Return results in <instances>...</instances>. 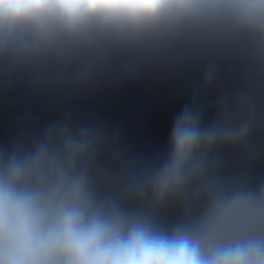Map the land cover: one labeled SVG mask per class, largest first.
<instances>
[{
    "label": "clouds",
    "instance_id": "clouds-1",
    "mask_svg": "<svg viewBox=\"0 0 264 264\" xmlns=\"http://www.w3.org/2000/svg\"><path fill=\"white\" fill-rule=\"evenodd\" d=\"M190 63L204 89L221 64L241 65L242 86L207 124L186 104L151 167H101L107 133L67 121L0 148V264H264V181L220 175V149L264 129V0H0L6 79L75 86ZM169 202L184 210L170 227L158 218Z\"/></svg>",
    "mask_w": 264,
    "mask_h": 264
},
{
    "label": "crops",
    "instance_id": "crops-1",
    "mask_svg": "<svg viewBox=\"0 0 264 264\" xmlns=\"http://www.w3.org/2000/svg\"><path fill=\"white\" fill-rule=\"evenodd\" d=\"M243 72L241 65L221 64L217 82L208 89L203 86L201 63L150 67L134 77L119 75V116L115 117L119 127L106 132L108 139L116 142L101 154V167L138 171L162 161L175 117L183 107L195 102L202 110L203 123H210L220 95L241 87ZM8 84L0 78L6 90ZM11 139L10 133L0 132V148L16 146ZM19 145L27 143L20 141ZM220 157V175L225 183L244 182L254 187L264 181V129L255 130L246 146L221 148ZM183 215L182 206L175 202L165 204L158 212L160 222L169 227Z\"/></svg>",
    "mask_w": 264,
    "mask_h": 264
},
{
    "label": "rangeland",
    "instance_id": "rangeland-1",
    "mask_svg": "<svg viewBox=\"0 0 264 264\" xmlns=\"http://www.w3.org/2000/svg\"><path fill=\"white\" fill-rule=\"evenodd\" d=\"M0 78L10 84L9 91L0 85V132L10 133L13 144L30 146L49 125L65 121L74 130L85 124L105 132L119 127V74L105 73L75 86L36 82L26 71ZM108 141L109 146L116 142Z\"/></svg>",
    "mask_w": 264,
    "mask_h": 264
}]
</instances>
